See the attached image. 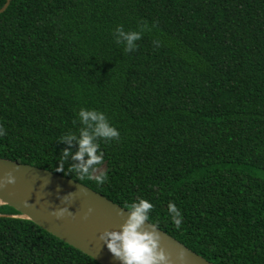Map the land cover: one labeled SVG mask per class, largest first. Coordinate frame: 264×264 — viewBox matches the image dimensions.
I'll use <instances>...</instances> for the list:
<instances>
[{
    "label": "trees",
    "instance_id": "obj_1",
    "mask_svg": "<svg viewBox=\"0 0 264 264\" xmlns=\"http://www.w3.org/2000/svg\"><path fill=\"white\" fill-rule=\"evenodd\" d=\"M144 25L125 52L117 27ZM80 108L119 132L97 140L102 184L56 171L66 148L65 170L76 163L59 139L79 134ZM0 126V158L125 209L148 200L151 224L213 264H264V0H10ZM0 215V264H99L13 208Z\"/></svg>",
    "mask_w": 264,
    "mask_h": 264
},
{
    "label": "water",
    "instance_id": "obj_2",
    "mask_svg": "<svg viewBox=\"0 0 264 264\" xmlns=\"http://www.w3.org/2000/svg\"><path fill=\"white\" fill-rule=\"evenodd\" d=\"M9 2L6 0L0 13L6 10ZM101 167L105 170L104 164ZM7 172H12L15 183L0 187V206H8L18 212L11 217L33 222L99 264H120L100 236L104 231H118L127 218V209L72 179L0 158V179ZM62 207H67L70 213L66 212L59 219L52 215L54 209ZM89 208L92 209L90 213ZM145 223L147 225L148 222ZM157 230L160 247L168 255L170 264H181L177 259L180 252L185 256L182 264H213L164 231Z\"/></svg>",
    "mask_w": 264,
    "mask_h": 264
},
{
    "label": "clouds",
    "instance_id": "obj_3",
    "mask_svg": "<svg viewBox=\"0 0 264 264\" xmlns=\"http://www.w3.org/2000/svg\"><path fill=\"white\" fill-rule=\"evenodd\" d=\"M147 28L144 25L140 31H124L122 27H117V42L121 40L125 45V52L136 48L134 42L141 38V33ZM78 121L82 127L76 133L69 132L63 135L59 141L67 143L69 146L73 142L77 144V151L71 154V159L76 161L65 170L63 160L69 157V149L62 151V156L58 158L57 172L74 173L83 178L87 177L98 184H102L106 179V172L101 167L104 162L103 152L97 140H113L119 137L118 130L112 126L105 114L96 109L80 108L77 113ZM4 129L0 126V136L4 135ZM15 183L12 172L5 173L0 179V187L6 184ZM28 202H26L27 204ZM128 215L120 229L104 231L100 239L104 241L107 249L120 261V264H170L168 255L160 247V234L157 227L149 222V212L153 205L148 200L140 198L127 205ZM89 213L92 211L89 208ZM69 212L67 207L54 209L52 215L61 218ZM70 213V212H69ZM168 213L172 223L177 229L181 225V212L173 202L168 204ZM145 222H148L147 225ZM177 259L181 262L185 260L183 252H180Z\"/></svg>",
    "mask_w": 264,
    "mask_h": 264
}]
</instances>
